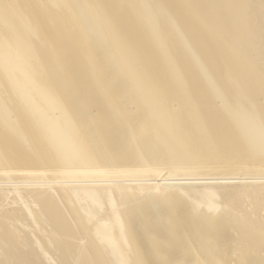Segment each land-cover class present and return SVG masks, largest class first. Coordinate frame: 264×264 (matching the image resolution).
I'll return each instance as SVG.
<instances>
[{"label":"bare ground","instance_id":"bare-ground-1","mask_svg":"<svg viewBox=\"0 0 264 264\" xmlns=\"http://www.w3.org/2000/svg\"><path fill=\"white\" fill-rule=\"evenodd\" d=\"M247 2L0 0V264H264Z\"/></svg>","mask_w":264,"mask_h":264},{"label":"rangeland","instance_id":"rangeland-1","mask_svg":"<svg viewBox=\"0 0 264 264\" xmlns=\"http://www.w3.org/2000/svg\"><path fill=\"white\" fill-rule=\"evenodd\" d=\"M148 1L150 0H146V2ZM246 10L249 14V19L252 22L253 29L252 32L247 35L246 39L252 44L250 52L259 59V67L264 71V0H248ZM4 177L5 181L7 182H3L1 183V185L5 183H7L8 185L10 184V186L20 184L19 182H16L17 180H19L18 178H14V181V179H12L13 177H11V182H9L8 179L10 177H8L7 175H5ZM0 180L4 179L0 178Z\"/></svg>","mask_w":264,"mask_h":264}]
</instances>
